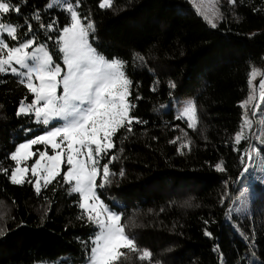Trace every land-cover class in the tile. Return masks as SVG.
Wrapping results in <instances>:
<instances>
[{"label": "trees", "instance_id": "obj_1", "mask_svg": "<svg viewBox=\"0 0 264 264\" xmlns=\"http://www.w3.org/2000/svg\"><path fill=\"white\" fill-rule=\"evenodd\" d=\"M48 1L10 0L20 11L2 22L17 26V38L3 37L9 46L35 37L61 62L58 35L70 18ZM99 3L79 0L76 10L94 23L89 38L97 51L125 62L131 117L140 122L131 131L119 129L114 147L100 155L99 168L107 165L112 175L97 194L122 214L137 247L152 253L150 261L129 253L122 264H264V181H253L248 212L227 215L249 162L251 139L236 144L234 138L243 123L250 73L264 68V0L221 2L223 18L215 28L189 0H113L109 9ZM20 79L0 72V169L9 170L0 171V264L61 255L70 257L69 264L84 261L96 226L63 174L39 192L30 174L22 184L11 182L10 152L43 129L27 130L36 124L32 114L18 115L20 102L34 97ZM176 98L195 103V129L186 118L177 119L180 113L169 104ZM182 143L187 147L181 149ZM259 147L264 152V144ZM221 161L224 172L215 170Z\"/></svg>", "mask_w": 264, "mask_h": 264}, {"label": "snow or ice", "instance_id": "obj_2", "mask_svg": "<svg viewBox=\"0 0 264 264\" xmlns=\"http://www.w3.org/2000/svg\"><path fill=\"white\" fill-rule=\"evenodd\" d=\"M228 2L235 5L236 0ZM189 3L196 14L212 28L217 27V21L223 18L218 7L219 0H189ZM112 5L113 0H100L99 3L101 9H109ZM57 6L62 7L70 18V23L62 29L58 37L65 68L54 63L44 45H36L35 37L25 40L17 47L8 46L2 37L7 34L15 40L17 26L2 21L7 14L19 13L20 9L11 5L10 0H0V72L10 71L21 77L19 83L34 96L31 103L21 102L18 115L34 113L36 121L45 126L53 120L62 122L60 126L53 127L16 148L10 157L16 164L10 174L11 182L24 183L31 171L32 176L37 177L35 188L39 192L42 183L44 187L51 184L61 175L62 165L66 164L68 168L63 179L72 185L71 192L79 194V207L88 221L98 229L91 241L93 246L89 264H122L128 259L129 253L136 254L140 261H150L152 253L147 249H139L135 240L126 233L125 225L121 223L122 214L110 211L97 195V188L110 184L112 175L107 165L102 169L97 167L98 157L102 152L114 147L112 137L119 129L126 128L131 131L130 125L134 121L140 122L130 116L132 105L127 98L132 82L125 74V62L115 58L108 60L91 46L89 34L95 30V26L87 16L82 19L76 10L79 0H75V4L70 0H57ZM48 7L53 5L49 4ZM33 18L40 19L39 15ZM52 27L53 25H48V28ZM28 31H31L30 24ZM30 48L32 51L29 52ZM137 59L143 60V57L137 54ZM258 75H261L259 70L253 68L250 73V85ZM34 80H38V84ZM170 87L174 88L175 84H170ZM260 87L261 98L264 99V81H261ZM255 98V94L250 93L248 99L241 102V107L244 108L243 123L241 131L235 135L236 144L246 140L244 130L252 128L253 121L248 116V105ZM185 118L189 128L197 127L198 117L194 102H189L177 116V119ZM260 143L264 144V139H261ZM33 145H50L54 154L40 152L39 159L31 170L20 167L22 162L35 155L31 151ZM185 147L187 143L180 145L181 149ZM246 156L249 161L253 158L251 152L246 153ZM241 162H244V157ZM215 170L226 171L223 161L215 165ZM0 171L7 174L9 170ZM248 171L246 166L244 172ZM120 175H123V172ZM98 177L101 179L99 185ZM227 198H222V202ZM232 211L231 208L228 209L229 217ZM2 235L4 231L0 229V236ZM205 235L211 237L212 234L206 231Z\"/></svg>", "mask_w": 264, "mask_h": 264}, {"label": "rangeland", "instance_id": "obj_3", "mask_svg": "<svg viewBox=\"0 0 264 264\" xmlns=\"http://www.w3.org/2000/svg\"><path fill=\"white\" fill-rule=\"evenodd\" d=\"M226 1L228 2V0H219V4H218L219 11H220L221 2H226ZM70 2H72L74 4L73 0H70ZM198 2H199V0H198ZM49 4H52V5L53 4H57V0H49L48 1V5ZM5 23L14 25L13 23H10V22H5ZM69 23H70V20L64 27H66ZM62 29L60 30L58 37L61 35ZM2 38L7 43V41L4 39V37H2ZM27 39H30V38H26V39L18 42L17 44H15L13 46H9V45L8 46L10 48L11 47H17V46H19L22 42H24ZM89 43L96 50V52L98 54H100L97 51V49L93 46V44L91 43L90 38H89ZM36 45H44V44L36 43ZM45 48L50 53L49 49L46 46H45ZM58 48H59V41H58ZM28 51L30 52V51H32V49L30 48V49H28ZM59 52H60V50H59ZM52 59H53L54 63L55 64H59L61 66V68H65L66 67L64 65V63H63V54L61 52H60L61 62L58 61V60H54L53 57H52ZM108 60H111V59H108ZM259 72L261 73V75H258L252 81L251 89H250V93H254L256 98L252 101V103L250 105H248V116L253 121V125H252L251 129H245L244 130L245 135L248 136L249 139H251V142H252V146L250 147L249 152L252 153L253 158H252L251 161L248 162L247 167H248L249 171L247 173H245V176L240 181L238 192H237L236 195H234V200H233L234 204H233V206L231 208L232 210H237L238 209V211H242V212H248L249 208H251V199H252V197L255 194V190H254V187H253V181L255 180V178L256 179L259 178V179L264 181V152H262L260 147H259L260 140L264 139V99L261 98L262 89L260 87L261 81H264V68L260 69ZM34 82L38 84V80H34ZM129 91H130V89H129ZM250 93H249V95H250ZM58 94H59V92H58ZM249 95L243 101L247 100ZM33 99H34V97L32 98V100ZM127 99H128V101L130 103L129 96H128ZM32 100H30V101L23 100L21 102H24L25 104H28V103H31ZM21 102H20V104L18 106V111H19V107L21 105ZM189 102H193V101L190 98H181V99L176 98L174 101H171L169 104L173 105L175 110L178 113H180L181 110ZM32 116H33V120H34V122L36 124L31 126V127H29V128H27V130H32L33 128H37V127H42L43 128L42 131H37V132L33 133L32 135H30L28 138L18 142L16 144L15 148L10 152V156H11V154L13 152L16 151V148L21 143H25L28 140H31V139L35 138L36 136L43 135L46 131L51 130L53 127L60 126V124L62 123V122H60L58 120H53L49 125L45 126V125L40 124V123H38L36 121L34 113L32 114ZM130 116H131V109H130ZM31 151L33 153H35V155H33L27 161L22 162L20 164V167H27L29 170H31V168L34 165L35 161L37 159H39V153L40 152L47 151L48 155H53L54 154V151L51 150V146L50 145H48V146H45V145H42V146L41 145H33L32 148H31ZM257 152L259 153V155H257ZM66 155H67V152L65 151V159H66ZM99 157H98V160H99ZM15 166H16V164H14L12 170L15 168ZM97 167H99V163H98ZM67 168H68V166L66 164L62 165L61 173L63 174V176L66 174ZM29 174L31 175L32 180H33V184L35 186V180L37 179V177L32 176L31 171H29V173L27 175H29ZM68 185H69V189H71L72 185H70V184H68ZM100 200L103 201L101 198H100ZM80 202H81V197L79 196V203ZM103 203L105 205H107V207L109 208L110 211L119 213L116 209L111 208L104 201H103ZM97 231H98V229L96 228L95 232L92 235V240L94 239ZM92 246L93 245H91V247ZM91 247H90V250H91ZM90 250H89L88 255H87V257L85 258L84 261L76 262V263H73V264H89ZM69 260H70V257L68 258L65 255H63V256L61 255V256H59V257H57L55 259H52V260H39V261H35V262L31 263V264H69L68 263Z\"/></svg>", "mask_w": 264, "mask_h": 264}, {"label": "built area", "instance_id": "obj_4", "mask_svg": "<svg viewBox=\"0 0 264 264\" xmlns=\"http://www.w3.org/2000/svg\"><path fill=\"white\" fill-rule=\"evenodd\" d=\"M250 147H251V141H250V143H249V145H248V148H247V153L249 152V150H250Z\"/></svg>", "mask_w": 264, "mask_h": 264}, {"label": "clouds", "instance_id": "obj_5", "mask_svg": "<svg viewBox=\"0 0 264 264\" xmlns=\"http://www.w3.org/2000/svg\"><path fill=\"white\" fill-rule=\"evenodd\" d=\"M250 143V142H249ZM251 146H252V142H251ZM247 160H248V158H247ZM249 161V160H248Z\"/></svg>", "mask_w": 264, "mask_h": 264}]
</instances>
